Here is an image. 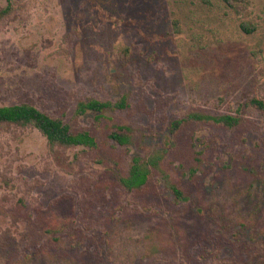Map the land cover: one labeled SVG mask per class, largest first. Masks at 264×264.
<instances>
[{
    "label": "rangeland",
    "instance_id": "1",
    "mask_svg": "<svg viewBox=\"0 0 264 264\" xmlns=\"http://www.w3.org/2000/svg\"><path fill=\"white\" fill-rule=\"evenodd\" d=\"M0 106L29 103L96 149L0 126V264H264V0H0ZM76 115L79 101L115 102ZM238 114L232 129L170 123ZM112 124L132 128L118 144ZM160 169L127 190L135 158ZM200 151L202 160L195 161ZM197 165L195 174L190 168Z\"/></svg>",
    "mask_w": 264,
    "mask_h": 264
},
{
    "label": "trees",
    "instance_id": "2",
    "mask_svg": "<svg viewBox=\"0 0 264 264\" xmlns=\"http://www.w3.org/2000/svg\"><path fill=\"white\" fill-rule=\"evenodd\" d=\"M229 2L230 0H223ZM13 11V5L8 2L4 7L0 8V20L10 15ZM250 104L256 109L264 111V99L252 97ZM128 105L127 96L121 95L115 102L100 101L94 98L81 100L78 102L75 114H83L86 110L101 111L105 107L124 108ZM242 119L238 114L232 113H208L204 111H191L185 117L177 118L170 123V136L175 135L183 126L188 123L210 124L227 129H232L241 123ZM19 125L31 126L36 128L42 135L46 137L47 146L54 148L55 146L77 147L96 149L98 146L97 139L87 129L73 130L68 124L64 123L60 118L53 117L48 113L40 110L29 103L13 104L0 106V126L1 125ZM132 128L128 125L112 124L108 131V136L118 144L124 145L130 141ZM162 153H156L148 157L147 160L135 158L128 172L119 178L121 184L127 189H139L143 187L149 180L152 171L155 168L160 169L163 178H165L168 188L176 198L186 199V195L182 189L169 180V176L160 168V162L163 157ZM195 161L202 160L201 152H195ZM197 165L190 168V173L195 174Z\"/></svg>",
    "mask_w": 264,
    "mask_h": 264
}]
</instances>
